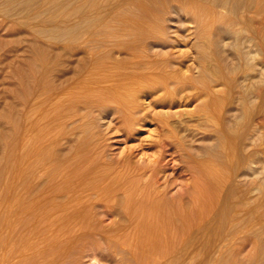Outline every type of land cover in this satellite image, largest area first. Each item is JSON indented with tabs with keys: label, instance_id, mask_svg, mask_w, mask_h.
<instances>
[{
	"label": "rangeland",
	"instance_id": "obj_1",
	"mask_svg": "<svg viewBox=\"0 0 264 264\" xmlns=\"http://www.w3.org/2000/svg\"><path fill=\"white\" fill-rule=\"evenodd\" d=\"M138 2L143 5L140 6ZM189 2L199 7L201 5L203 9L206 25L201 29L187 10ZM142 8L150 9L152 15H155V29L150 33L140 32L136 28L135 21H139L142 17L140 14L144 13ZM0 39H58L60 46L71 45V42H75L74 39H81L84 41L82 44L96 54H92L94 58L108 64L105 66L109 71L122 70L129 75L138 72L151 75L152 71L151 76L155 78L164 74L162 76L166 79L163 85L135 96V106L137 103L138 106L132 116L136 119L137 113V117L141 115V119L138 123L135 120L127 125L128 129L111 104L99 106V109L95 103H91V106L84 104L83 107L81 102H78L79 106L78 103L68 105L65 100L63 107L71 113L76 110L77 115L74 113L73 117L77 119L72 118L73 121L66 118V121H62L60 133L62 131L64 135L60 137L61 143H64L65 136L70 135L80 149V145H84L83 138L88 139L90 136L85 141V148L81 146L83 149L79 150L74 145L70 164H73L72 161L75 164V161H79L90 150V160L105 166L103 172L106 174L121 169L124 163L121 165L122 162L119 161L122 157H127L136 167L137 161L145 158L143 156L153 154L155 148L150 144L153 140L162 138L158 136L161 130L163 138L180 143L176 144L177 149H183L184 155L189 152L187 157L184 156L187 162H191V158H199L197 161L203 160V157L212 159L223 177L217 191L219 195L216 192L213 200L216 196L217 199L210 208L211 213L207 214L209 217L202 216L200 219L203 221L200 223L197 222L200 219L193 217L197 224H194L192 218V224H187L192 226L186 228L189 231L180 229L178 233L175 232L179 239L174 236L170 240V249L155 247V250L136 244L121 245L119 242L122 241V236L129 240L131 236H127V230H114L116 223L118 222L117 227L123 221L114 215L106 216L100 201L86 206L92 208L87 209L90 214L81 215V218L84 216L83 220L75 219L81 222L78 224L75 221L73 224L77 223L76 227L72 228L74 225H70L63 227L66 230L60 228V231L57 229L52 234L44 233L40 228V217L35 216L38 215L37 212L27 210L20 198L16 199L20 204L18 206L15 199L7 196L10 191L21 195L24 189L21 186L13 189L0 186V264H264V162L259 161L264 133L258 129L255 115L261 105L257 92L259 88L264 89V0H0ZM130 49L133 55L129 54ZM201 54L204 58L199 57ZM147 60L154 70L147 65ZM162 69L164 73H159ZM205 86L209 87L207 92L213 90L212 95L215 94L214 98H218V120L207 118L200 112L204 99L209 100L203 97L206 90L201 87ZM164 119L168 120L165 124ZM172 136L174 137L171 138ZM228 136L234 138L232 141L235 140V144ZM227 145H232L229 146L231 152L227 150ZM228 151L230 154L233 152V156L230 157ZM170 152H167L166 159H171ZM76 154L79 159L75 157ZM129 162L127 161L125 168L128 171L132 168L129 173L134 177L136 170L131 173L134 168ZM172 162H175L174 159L166 170L168 174L175 172ZM64 164L63 162L62 165ZM67 164L60 168V172L64 173L58 176L63 182L57 178L62 184L56 179L53 186L65 183L62 176L69 170L70 164ZM128 165L131 166L130 169ZM62 168L65 170H61ZM187 177L189 175H184L182 181ZM134 180L136 182V177ZM176 186L178 188V184H174L171 191H176ZM216 200L219 201L217 206ZM11 205H17V213L24 206L22 213L18 214L21 216L16 214V218H13V228L7 226L9 221L5 217V209ZM86 217L89 219H86L88 223ZM115 218L118 221L114 224ZM26 221L25 228L22 224ZM29 221H33V224ZM79 225L82 229H79ZM86 226H89L88 231L93 228L92 232L85 231ZM8 227L12 228L11 232L7 231L10 230ZM37 229L42 231L37 232ZM67 231L74 234H67ZM33 233H37L38 239ZM38 235L44 239H40ZM55 237L61 242L57 241L56 244ZM49 238L52 243L54 241V245L49 242ZM172 241L176 242L173 244ZM19 254L23 256L20 257Z\"/></svg>",
	"mask_w": 264,
	"mask_h": 264
},
{
	"label": "bare ground",
	"instance_id": "obj_2",
	"mask_svg": "<svg viewBox=\"0 0 264 264\" xmlns=\"http://www.w3.org/2000/svg\"><path fill=\"white\" fill-rule=\"evenodd\" d=\"M190 3L191 2L187 4ZM194 4L195 3L190 4L189 6L187 5V10L192 14V17L197 21L198 26L201 29L206 25L203 18V9L201 5L199 7ZM147 8H142L144 13L142 12L143 15L140 14V16H142L141 19L139 17L140 20L135 21V23L136 28L141 30L140 32L150 33L155 29V15L153 16V13L150 12L151 10H148ZM135 23L133 21V24ZM143 35L146 36L145 34ZM74 40L75 42H71V45L64 44L60 46L58 39H0V186H6L10 189L21 186L24 189L21 195L10 191L7 196L10 199L15 200L20 198L22 204L27 210L29 209L30 211L33 210L32 212H37L38 215L35 214V216L40 217L38 218L41 219L40 228L43 230L37 229V232L42 231L44 233L49 232L52 234V232H55L57 229L60 231V228H62L61 230H66L63 227L74 225L76 221L75 219H80L81 215L85 216V214L88 213L87 209L89 208H86V206L94 201H100L101 207L104 208L106 216L114 215L117 219L119 217V219L121 218L123 221V224H121V222V225L116 227V225H118V220L116 221L115 218L114 224L117 223L115 225L116 229L114 230H122V232L127 230L129 232H127V234H129L127 236H131L129 237L131 238L130 240L128 238L124 239L125 237L122 236V241H118L121 245L130 246L136 244V246H146L150 250H153L155 247H162L164 249L168 248L169 244H171L170 240H172L174 236H177L175 232L180 229L181 231L186 229L188 226L187 224L190 223V219L194 217L197 220L202 218V216L205 218L207 214L211 213L210 208L215 202L214 200L217 199L216 196L213 200L214 195L220 189L223 182L219 167L212 159H204V157L203 160L200 161H197L199 158H191V162H187L184 156L187 157L189 152L187 151V153L185 151L187 154L185 153L186 155H184V150L182 148L183 151L177 149L176 144L179 142L173 143L174 141L171 142V139L168 141L166 136V138H163L164 136L162 135L164 134L163 132H160L161 130H159L158 136H161L162 138L153 140L151 144L149 143L151 147L155 148L153 154H149L148 157L147 154L146 156H143L145 158H142L140 162L137 161L135 165L136 167L127 160V157H122L121 161H119L122 162L121 165L124 163L122 167L119 165L121 169L118 167L120 170H114L107 172L106 174L105 171L103 172V167L105 166H101L100 163V165H98V163L96 164V162L90 160V150L86 154H84V152V155L81 158L76 154L75 157L77 156L78 158H76H80V160L75 161V164L72 161L73 164H70L71 160L69 161V159L73 153L74 143L76 142L71 138L72 136L67 135L65 136L64 143H61L62 140L60 141V137L64 134L62 131L60 133V125L66 118L71 120L75 118L77 119V117H73L74 113L77 111H73L74 113L67 111L66 108L63 107V103L68 101V105H77L78 102H81L83 103V107L84 104L90 105L91 103L97 104L98 107L111 104L110 106L113 107L115 112L118 113L117 115L122 118L123 125L127 128V125L131 124L133 121L135 122L136 120L138 123L141 119V115L140 117H137V113L136 119L132 116L135 107L137 109L138 106V103L135 106V96H137L138 93H146L152 88L163 85L166 79L162 76L164 74L156 76V78L152 77V71L150 72L152 76L150 74L139 73L138 71V73L134 72L136 73L134 75H129L122 70H114L113 68L111 72L106 69V63L104 64V62L98 61L96 59L97 57L94 58L96 54L91 53L89 49L85 47V44H82L84 41L81 39ZM136 40L138 43V39ZM87 44L88 43H86V46ZM130 50L129 54L132 52V49ZM130 55L133 54L131 53ZM199 57L204 58V55L201 54ZM161 60L162 57L158 60L159 64L161 63ZM167 60L168 59H166V61ZM139 61H141V58ZM131 62L133 63V61ZM148 62L147 65H150V67L153 68V65L151 66L150 62ZM106 65L108 66V64ZM93 69L98 71L96 72ZM154 69L155 68H153V70ZM140 70H142V68ZM158 72L162 73L163 69L161 72ZM147 73H149L148 70ZM195 81H198V79ZM205 82L206 81H203V83ZM162 88L164 89V87ZM201 88L204 91L206 90V92H203L205 93L203 97H206L209 100L207 101V99H204L205 102L203 108H201V105L199 107V109L201 108L200 112L204 113L207 118L212 117L213 120H218L216 116L219 114V112L217 114L218 98H214V93V95H212L213 90H210L211 94L210 92H207L209 87L206 88L205 86L204 88ZM259 89L257 97L260 99L261 105H259L260 109H257L258 112L255 115L257 117L258 129L264 133V89ZM165 91H168L167 88ZM65 100L66 102H64ZM64 106L67 105L64 104ZM77 106H79V103ZM143 112L145 113V111ZM81 115L78 114V116ZM144 116H146V114ZM165 121L166 120L164 119L163 124L167 123L168 120ZM161 127H163V125ZM169 132L171 133V130ZM173 137L174 136L171 138ZM88 139L83 138L82 141ZM233 139L234 138L232 137L229 138L231 141ZM226 140H228L227 137ZM85 141L84 145L87 142ZM231 141L229 143H231ZM234 141L232 142L235 144ZM79 143H81V141ZM84 145H80V149H83L82 147L85 148ZM229 146L227 147L228 149H226L231 152ZM76 147L78 146L75 145V148ZM230 147H232V145ZM167 152H170L169 155L171 156V159H166L168 155ZM232 154L234 153L232 152L230 157ZM260 154L261 159L259 161L264 162V145H262ZM175 157L177 160H175ZM173 159L175 161L174 163L172 162L175 172L168 174L166 173V170L170 168V162L173 161ZM127 161L134 168L131 173H134V170H136V176L134 175V177H136V182L133 175L131 174L132 176H130L129 173L132 171L131 166L128 165V168L129 166L131 168H129L130 171H128L127 167L125 168ZM63 162L65 164L68 163L67 165L70 164L68 166L69 170L66 169L67 171L62 176L65 183L63 185H58L57 183L58 186H53V183L59 178L58 176H61V174L64 173V171L60 172V168L65 166V164L62 165ZM63 168L61 170H65ZM178 170L180 171L178 172ZM186 174L189 175V177L182 181V177ZM59 180L57 179V182L62 181ZM62 182L60 183L62 184ZM174 184H178V188L176 186L177 190L171 191L173 190ZM217 202L219 201L216 200V206L218 205ZM9 204L10 202L8 205ZM18 204L19 201H17V205ZM12 205L8 206V208L6 206L7 209H5V217H7L8 220L5 219L9 221V224H7L8 222L5 220V224L10 227L13 226H11L13 218L16 214L17 216L18 214H21V211H23L24 208V206L21 205L23 206L22 210H20L21 213H17V205L16 207H13ZM24 213L23 215L26 219V212ZM89 214L90 213H88V215ZM20 216L21 215L18 217ZM31 216L29 215V217ZM84 216L81 218L82 220L84 219ZM207 217H209V215ZM87 218L88 217H86L85 220ZM33 219L36 221L35 217ZM87 220L86 222L88 223ZM27 221L22 224L23 227ZM201 221L203 220L200 219L197 222L200 223ZM76 222H78V220ZM197 222L194 221V224H197ZM29 223L31 222L29 221ZM15 224L17 225V223ZM31 224H33V221ZM76 225L71 227H76ZM89 225L92 227V224ZM79 226V229H82V226ZM190 226H188V228H190ZM87 227L89 226H86V228L83 227L84 230H87ZM196 227H198V225ZM12 228H9L10 230L7 231L11 232ZM28 228H31V226ZM76 229H78V227ZM92 229L93 228H91L90 231ZM90 231L87 230V232ZM69 232L71 233V231ZM69 232L67 234H69ZM72 233L74 234V232ZM36 234L37 233H33L35 237ZM43 237L40 236L39 238L41 239ZM135 237L136 240L134 241ZM44 238H47L46 235ZM56 238L58 237H55V240L52 238V240L56 241L57 244L58 239L56 240ZM36 239L38 238L36 237ZM50 239L51 238H49V242L52 243ZM54 241L52 243L53 245ZM175 242H173V244ZM171 246L172 245H170L168 249H170ZM24 252L25 250L22 253Z\"/></svg>",
	"mask_w": 264,
	"mask_h": 264
}]
</instances>
